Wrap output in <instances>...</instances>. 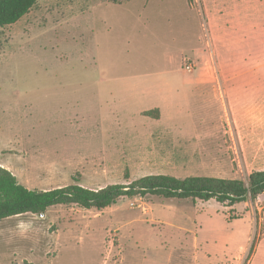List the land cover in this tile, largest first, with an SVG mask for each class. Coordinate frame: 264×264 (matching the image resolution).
<instances>
[{
  "label": "rangeland",
  "instance_id": "obj_1",
  "mask_svg": "<svg viewBox=\"0 0 264 264\" xmlns=\"http://www.w3.org/2000/svg\"><path fill=\"white\" fill-rule=\"evenodd\" d=\"M222 1L228 25L207 34L191 22L179 39L199 34L207 59L185 50L169 72L161 42L110 2L37 0L0 27V166L36 189L264 170V65L240 77L221 68L264 60V0ZM260 210L264 192L231 206L151 194L100 210L53 205L0 220V264H191L196 224L234 232V218Z\"/></svg>",
  "mask_w": 264,
  "mask_h": 264
},
{
  "label": "crops",
  "instance_id": "obj_2",
  "mask_svg": "<svg viewBox=\"0 0 264 264\" xmlns=\"http://www.w3.org/2000/svg\"><path fill=\"white\" fill-rule=\"evenodd\" d=\"M184 2L182 5L176 4L175 0H125L121 3H110L116 4L126 15H130V17L126 16L127 22H131L135 28L139 27L138 32L143 39L151 37L156 44L158 41L161 42L160 57L164 62L163 67H165L162 70L169 72V63L172 65L175 59H182V56L186 54L185 50H189L193 57H198L201 53V59H207L205 50L200 44L201 37L196 32L192 33V36L194 42L196 41L198 44L195 42L188 47L181 46L179 39L182 34L189 35L191 22L195 24L194 27L198 24L202 28L201 31L206 30L207 34L211 30L219 28L223 23L229 24V14L223 13V9L227 13L228 11L222 0L220 2L217 0H185ZM135 14L137 18H141L139 26L136 25L138 20H134L133 15ZM112 20L116 21V18H112ZM197 21H201L200 24ZM182 25L184 26L182 27ZM213 53H215L214 50L210 52L211 56ZM263 61L260 57L254 58L249 64H245L243 67L237 65L235 69L230 70L228 60H221V68L226 76L240 77L249 73L251 69L255 73L258 67L264 65ZM234 220L244 221L243 225L234 232L233 229L212 230V228H205L202 230V226L197 228L196 224L195 229L189 232L188 256L190 263L264 264V210H260L257 216L248 213V215L236 217ZM256 224L260 230L252 245ZM214 258L215 261H213Z\"/></svg>",
  "mask_w": 264,
  "mask_h": 264
},
{
  "label": "trees",
  "instance_id": "obj_3",
  "mask_svg": "<svg viewBox=\"0 0 264 264\" xmlns=\"http://www.w3.org/2000/svg\"><path fill=\"white\" fill-rule=\"evenodd\" d=\"M121 3L125 0H104ZM191 1V0H189ZM37 0H0V27L11 25L28 13ZM149 114V112H145ZM264 192V170L253 171L247 178L223 179L205 176L177 178L154 174L136 179L129 184H109L92 189L78 183L52 189L28 188L8 169L0 166V220L24 213L42 214L53 205L76 204L90 209H103L115 204L119 197L145 194L164 198L199 199L231 206L254 199Z\"/></svg>",
  "mask_w": 264,
  "mask_h": 264
},
{
  "label": "built area",
  "instance_id": "obj_4",
  "mask_svg": "<svg viewBox=\"0 0 264 264\" xmlns=\"http://www.w3.org/2000/svg\"><path fill=\"white\" fill-rule=\"evenodd\" d=\"M183 62H184V67L186 69H191V67H193V64L191 63V60L189 58H184Z\"/></svg>",
  "mask_w": 264,
  "mask_h": 264
}]
</instances>
